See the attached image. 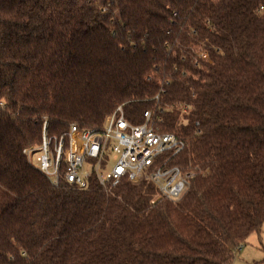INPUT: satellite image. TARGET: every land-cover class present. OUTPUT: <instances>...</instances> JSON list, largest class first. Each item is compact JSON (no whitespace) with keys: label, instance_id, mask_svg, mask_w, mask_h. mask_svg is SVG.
I'll return each mask as SVG.
<instances>
[{"label":"trees","instance_id":"1","mask_svg":"<svg viewBox=\"0 0 264 264\" xmlns=\"http://www.w3.org/2000/svg\"><path fill=\"white\" fill-rule=\"evenodd\" d=\"M0 102V264H229L261 231L264 0H0ZM118 106L186 142L178 201L54 185L24 152Z\"/></svg>","mask_w":264,"mask_h":264},{"label":"built area","instance_id":"2","mask_svg":"<svg viewBox=\"0 0 264 264\" xmlns=\"http://www.w3.org/2000/svg\"><path fill=\"white\" fill-rule=\"evenodd\" d=\"M199 55L205 57L203 52ZM185 145L175 134L154 127L150 111L143 113L141 123L133 124L118 106L101 126L71 125L59 135L50 134L44 120L38 144L24 152L54 185L65 183L82 190L95 179L107 188L126 177L132 183L147 181L159 197L178 201L194 174L172 164Z\"/></svg>","mask_w":264,"mask_h":264},{"label":"rangeland","instance_id":"3","mask_svg":"<svg viewBox=\"0 0 264 264\" xmlns=\"http://www.w3.org/2000/svg\"><path fill=\"white\" fill-rule=\"evenodd\" d=\"M115 157L113 156L112 160H115ZM34 162L35 160L33 165ZM258 237L256 232L251 233L229 264H259L264 257V238L260 237L259 240Z\"/></svg>","mask_w":264,"mask_h":264},{"label":"crops","instance_id":"4","mask_svg":"<svg viewBox=\"0 0 264 264\" xmlns=\"http://www.w3.org/2000/svg\"><path fill=\"white\" fill-rule=\"evenodd\" d=\"M260 233H261V235L260 234H258V238H259V240L262 238H264V224H263V226L261 227V231H260ZM261 237V238H260Z\"/></svg>","mask_w":264,"mask_h":264}]
</instances>
